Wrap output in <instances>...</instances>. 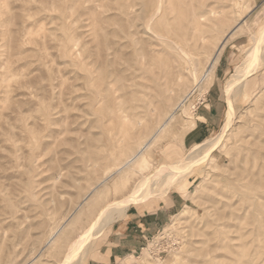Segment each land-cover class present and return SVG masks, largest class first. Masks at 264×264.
<instances>
[{
    "label": "rangeland",
    "instance_id": "374dc122",
    "mask_svg": "<svg viewBox=\"0 0 264 264\" xmlns=\"http://www.w3.org/2000/svg\"><path fill=\"white\" fill-rule=\"evenodd\" d=\"M156 2L0 0V264H61L99 205L162 165L200 156L180 187L162 178L151 197L131 202L127 210L165 204L173 215L118 264H264V42L256 70L231 90L235 115L223 144L207 157L206 147L196 149L222 131L226 84L251 65L264 0H164L155 16ZM164 63L167 77L155 78ZM212 106L220 122L185 145ZM172 115L149 159L119 179L118 165ZM101 183L94 206L66 224ZM115 221L71 264L98 260Z\"/></svg>",
    "mask_w": 264,
    "mask_h": 264
},
{
    "label": "bare ground",
    "instance_id": "6f19581e",
    "mask_svg": "<svg viewBox=\"0 0 264 264\" xmlns=\"http://www.w3.org/2000/svg\"><path fill=\"white\" fill-rule=\"evenodd\" d=\"M162 3L164 4V0H157L156 5H155V8H154V11H153V13L155 14V16H157L156 14H158V15L160 13L162 14V12L159 13V11H161V9H162ZM192 17H195L197 19V14H196L195 11H193ZM150 19H153V18L150 17ZM150 22H151V20H150ZM150 22H149V24H151ZM148 25H147V27H148ZM242 25H243L242 23H238V25H236L230 31L229 36H231L232 34L236 33L242 27ZM149 26H151V25H149ZM160 35H163V34H160ZM164 37H167V34L166 33H165ZM170 38L171 37H169V39ZM165 39L166 38H164V40ZM184 40L185 39L182 40V44L185 45V43L183 42ZM180 41H181V39H180ZM165 42H167V41H165ZM168 42H170V41H168ZM263 42H264V32L262 34V37H261L260 41L257 42V45L253 48V50L250 53L251 58L248 60V63L251 64V65L250 66H243L242 68L238 69V71L236 72L237 74L233 77V79L229 80L227 82V84H226V94H227L228 101H229V108L227 110L226 121H225V123L223 125L222 131L217 136H215L214 138L209 139V140L205 141L204 143H201L198 146H196V149H201V148H205L206 147V149H205V151H206V157L209 156V155H211L216 149H218V148L221 147V145L223 144L224 138L226 137L227 133L230 131V129L232 127V123H233V120H234L235 111H234L233 104L231 103V97H230L231 90H232V88L234 86L235 81L237 80V78L239 76H241V75H247V76H249V75L253 74V72L256 70L257 64H258L257 62H258V60H259V58L261 56V51L263 50V48H261V44H263ZM172 43L173 42H171V44ZM225 43H226V40L221 44V46L218 48V50L216 51L215 55L213 56L212 61L210 62L209 72H210L211 68L213 66H215L214 64H216L218 62L219 57H220V53L222 52V50H223V48L225 46ZM182 44H180V43L177 44L176 43V47L179 49V51L181 50L183 53H186L187 54L188 51H186V49H185L187 47H184ZM140 52L141 51H139L138 55L140 54ZM176 56H177V54H176ZM141 57H143V56H141ZM183 60H184V58H183ZM188 61H189V58H188ZM168 67H169V65L167 63H164L161 66H159V70L160 71L159 72H157V71L154 72L156 74L154 77L155 78H158V79H165L167 77V75H168L167 74L168 73V69H167ZM146 78H147V76H146ZM147 79L150 80L149 78H147ZM202 80H203V78H202ZM150 81L152 82V79ZM157 81H156V83H157ZM161 84H162V82H161ZM198 84H199V82H198ZM158 85L159 84H157V86ZM164 85H163V87H164ZM159 87L160 86H158V88ZM168 87H169V85H168ZM158 88H157V90H158ZM161 89L163 90V88H161ZM168 91L170 92L169 88H168ZM155 92H157V91H155ZM158 94H161V91ZM166 95H169L168 92H167ZM171 96L167 100L171 99ZM184 99L186 100L187 98H184ZM173 118H174V115H172L170 118H168L166 120V122L159 127L158 131L155 133V135L152 137V139H150L146 144L142 145L141 148L138 150V152L132 158H130L127 161H124V162H122V163H120L118 165V167H117L118 168L117 169V175L119 176V179H121L125 175H129L138 166H141L143 162H145V161H147L149 159L150 151H149L148 148L150 147V145L152 144V142L156 138V136H158V134L161 133V131L164 130L166 128V126L170 122H172ZM123 132H126V130L123 131ZM203 158H204L203 156H200L199 158L189 157V158H184L183 160H180V161H178L176 163H173L171 165H162L150 177H148L146 179L136 180L134 182V184L132 185L131 189L129 188L127 190H124L125 192H124V194H123L122 197L117 198V199L112 198L109 201L103 202L101 205H99L98 212L96 213L95 217L92 219V221L90 222V224L82 231V233L79 234L78 238L69 247V249H68V251H67V253L65 255V258H64V260H63V262L61 264H71L72 261H73V259L76 258V256L89 244L91 238L93 236H95L99 232V230L103 229L107 224L115 221L117 218H119L122 215H124L125 211L127 210L128 206L131 204V202H134V201L143 202V201L147 200L149 197H151L153 195V192L154 191L156 192V187L155 186L161 181L162 178H165V182H167L170 185V187L172 185H176L177 187L178 186L180 187L179 184H180L181 178L184 179V177L188 174L187 171L193 165H195V164L199 163L200 161H202ZM102 183L99 184L96 187H93L91 189V191L88 193V195L84 198L83 202L80 203L74 209V211L71 213V215L69 216V218L65 221L66 224H74V223H76L78 221L79 216L81 214L83 215L85 212L89 211L94 206V204L97 202V200L103 194V191L101 189H99L100 186L103 185ZM164 185L162 184V187ZM158 187H160V185ZM160 189H162V188H160ZM66 224H64V225H66ZM63 227L64 226L60 227L56 231V233L50 239L49 244H52L55 241V239L57 238V235H58L59 231L62 230Z\"/></svg>",
    "mask_w": 264,
    "mask_h": 264
},
{
    "label": "crops",
    "instance_id": "0c3cea01",
    "mask_svg": "<svg viewBox=\"0 0 264 264\" xmlns=\"http://www.w3.org/2000/svg\"><path fill=\"white\" fill-rule=\"evenodd\" d=\"M209 109L212 112L207 110L206 113L201 114L203 119L194 124L193 127L196 129L189 133L188 138L185 139V145L192 146L201 143L215 127L217 121L220 122L219 110L215 106ZM172 215V208L165 204L159 205L158 208L155 207L154 210L145 207L141 210L136 206L130 207L123 218L114 222L105 240L108 244L98 254L100 258L91 259L89 263L118 264L120 258L135 255L144 246L146 240Z\"/></svg>",
    "mask_w": 264,
    "mask_h": 264
}]
</instances>
